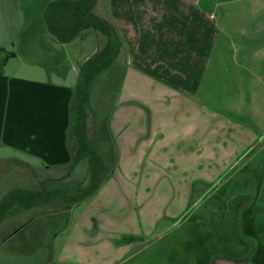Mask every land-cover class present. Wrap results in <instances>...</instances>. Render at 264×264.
<instances>
[{"label":"crops","instance_id":"1","mask_svg":"<svg viewBox=\"0 0 264 264\" xmlns=\"http://www.w3.org/2000/svg\"><path fill=\"white\" fill-rule=\"evenodd\" d=\"M42 1L44 10L54 0ZM103 3L98 1L94 14L115 24L125 38L123 81L136 78L151 88L179 90L176 94L192 100L210 79L229 80L234 92L230 105L213 109L203 99L192 104L198 125L191 122L188 139H183L188 142L199 131L203 141L187 153L218 161L202 166L206 178L198 182L213 188L198 200L193 225L183 220L150 242L132 233L126 234L138 240L120 241L97 220L92 228L95 241L79 246L69 263L264 264V0ZM99 7L105 9L97 15ZM223 7L226 25L220 27L217 10ZM43 12L38 22L42 29L23 30L19 48L14 38L4 39L6 45L0 42V53H8L0 62V164L15 165L16 171L24 165L31 168L22 158L48 170L66 168L73 160L69 130L75 85L61 83L62 71L55 65L23 56L38 45L59 52L53 45L58 42L45 28ZM229 16H237L236 28L227 27ZM92 32L96 35L85 33ZM21 189L27 188L15 190Z\"/></svg>","mask_w":264,"mask_h":264},{"label":"rangeland","instance_id":"2","mask_svg":"<svg viewBox=\"0 0 264 264\" xmlns=\"http://www.w3.org/2000/svg\"><path fill=\"white\" fill-rule=\"evenodd\" d=\"M103 1L108 3V0ZM42 3V0H0V42L6 45L8 41L4 43V39L14 38L19 48L18 37L23 30L40 31ZM103 8L99 7L100 11L96 9L95 13L100 15ZM223 11L224 7L217 10L220 27L226 25ZM228 23V28H236L237 16H229ZM4 30L7 32H2ZM11 32H15L14 37L9 36ZM84 37L70 44H53L59 52L38 45L35 52H25L23 56L55 65L62 71L61 83L76 86L82 64L104 45L106 39L93 32ZM7 54L0 53V62ZM119 60L98 77L91 90L88 140L110 167L96 193L79 202H67L66 198L80 193L81 187H90L91 157L87 155L74 162L75 136H70L73 160L66 168L48 170L40 162L25 158L22 159L37 172L27 165L16 171L15 165L0 164V200L8 191L18 188L37 191L42 185L49 192L60 191L62 196L53 204L15 213L0 223V264H72L69 263L70 255L79 254V246L88 245L85 242L95 241L97 235L92 228L97 220L120 241L128 236L126 233H132L140 234L141 241L150 242L173 230L183 220H190L188 224L193 225L199 197L206 192L205 185L198 182L206 178L202 166L218 161L198 159L187 153L202 140V133L199 135L197 131L195 137L185 141L188 125L191 122L198 125L199 117L192 104L203 99L205 106L213 109L218 105H230V95L234 92L232 84L229 80L220 82L218 79H210V84H205V80L199 93L196 91V100H192L176 94L179 90L151 88L136 78L127 79L126 83ZM211 138L208 135V139ZM6 170L10 171L6 173Z\"/></svg>","mask_w":264,"mask_h":264},{"label":"trees","instance_id":"3","mask_svg":"<svg viewBox=\"0 0 264 264\" xmlns=\"http://www.w3.org/2000/svg\"><path fill=\"white\" fill-rule=\"evenodd\" d=\"M98 1L54 0L46 5L43 12L45 28L59 43L70 44L74 39L86 36L85 32L89 31L102 34L106 38L104 45L82 64L77 84L73 90L69 134L77 139V152L74 162L77 163L82 158L84 159L87 155H90L91 176L90 187L88 189H82L81 187L80 193L72 196V198H66L69 199L67 200L68 204L79 202L96 193L101 186L103 177L109 173L110 168L106 164L105 159L93 149L88 140L87 126L89 125L91 90H93L94 83L98 77L111 68L118 58H120L118 61L119 68L122 69V66L125 65L126 44L115 24L94 14ZM205 187L207 190H205L204 196H201L202 198L210 194L213 184L205 185ZM48 192L47 187L38 192L29 189L12 190L0 202V223L5 222L15 213L18 214L21 211L55 203L58 198L62 197L60 191L54 192L53 196ZM192 205L193 202L189 204L191 207ZM129 237L132 236H126L124 241H129ZM135 238L138 240V237ZM135 238L132 237V239Z\"/></svg>","mask_w":264,"mask_h":264}]
</instances>
